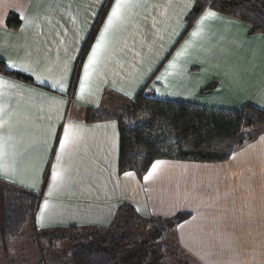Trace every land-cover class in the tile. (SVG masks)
I'll list each match as a JSON object with an SVG mask.
<instances>
[{
    "label": "crops",
    "instance_id": "1",
    "mask_svg": "<svg viewBox=\"0 0 264 264\" xmlns=\"http://www.w3.org/2000/svg\"><path fill=\"white\" fill-rule=\"evenodd\" d=\"M114 2L100 18L106 0H0V62H15L7 70L30 78L0 73V107L16 114L12 140L6 141L9 155L0 161L8 179L0 180L40 195L36 233L108 227L130 204L148 219L188 213L173 236L197 264H264V127L246 129L244 144L227 160L160 159L166 163L144 180L157 159L141 178L133 170L125 176L119 121L87 119L94 109L124 114L148 89L158 99L206 108L264 110V33L253 34L240 18L211 8L217 17L206 20L202 37L176 57L193 39L195 23L190 26L188 17L196 0H129L81 95L83 65ZM11 14L19 16L18 27L8 25ZM173 61L176 67L169 68ZM68 124L75 139L61 151ZM8 132L7 124L0 128ZM58 153L61 177L53 186ZM45 199L41 225L37 217Z\"/></svg>",
    "mask_w": 264,
    "mask_h": 264
},
{
    "label": "trees",
    "instance_id": "2",
    "mask_svg": "<svg viewBox=\"0 0 264 264\" xmlns=\"http://www.w3.org/2000/svg\"><path fill=\"white\" fill-rule=\"evenodd\" d=\"M112 0H106L103 14ZM213 8L238 17L251 26V33H264V0H196L188 17L190 26L202 12ZM20 18L11 14L7 23L18 27ZM95 36L93 31L80 56V62ZM79 64L73 78L75 87ZM0 73L30 81L21 73L7 70L0 62ZM117 119L120 126V171H135L141 178L155 159H178L215 162L227 160L233 151L244 144L246 129L264 127V110L246 105L240 111L206 108L180 101L158 99L152 89L142 91L131 102L124 116L101 109L88 110L87 119L96 121ZM40 195L0 180V245L8 249L9 241L18 238L29 226L34 227ZM123 217L125 227L130 221L139 223L136 236L129 235L117 225ZM189 217L179 213L171 218L140 217L134 207L124 204L108 227H78L36 233L54 239H72L67 264H170L166 254L167 235ZM153 227L145 234V229ZM125 229V228H124ZM70 230V234L61 233ZM177 241V239L175 238Z\"/></svg>",
    "mask_w": 264,
    "mask_h": 264
},
{
    "label": "snow or ice",
    "instance_id": "3",
    "mask_svg": "<svg viewBox=\"0 0 264 264\" xmlns=\"http://www.w3.org/2000/svg\"><path fill=\"white\" fill-rule=\"evenodd\" d=\"M130 6L129 0H115L114 3L111 4L110 12L107 14V19L103 24V30L100 31L99 38L96 40L95 44L91 48V53L87 57V63L83 65V77L80 79V94L82 95L86 88L89 85L90 77L92 74V71L94 67L97 65L100 53L101 51L106 47V36L109 33V30L113 28L115 23L117 21H122L124 19V12L123 10ZM217 13L213 11L211 8H208L207 10L203 11V14L199 16V19L195 21V28L190 33L191 38L186 40L184 42V45L182 46L181 50L176 53V57H180L185 49H187L190 45H192L195 42V38L202 37L203 34V25L206 20L209 18L217 17ZM6 67H17V64L15 62H9ZM176 64L175 61L170 62L169 68H175ZM24 71H29L30 69L28 67H24ZM39 79V77H37ZM157 79H163L162 76L158 77ZM0 82H3V77L0 76ZM57 84H53V87H56ZM60 87L63 88V84H60ZM130 95V94H129ZM16 114L6 112L2 107H0V128H3L6 124L9 129V132L7 136H5L3 133H0V161H3L5 156L9 155V153L6 152L7 143L6 141L12 140L11 135V129L13 127V118ZM113 128L114 134H115V123H112L110 125ZM74 126L71 124L65 125L63 128V138L59 140V146L61 151H63L70 142H72L75 139V134L73 131ZM12 157H15V152L11 153ZM166 162L160 159L155 160L152 164L150 169L147 171V174L143 177L144 180H149L153 178V176L157 173L158 169L161 165L165 164ZM61 164V155L58 153L56 155V163L52 166V181L53 186L55 185V182L58 178L61 177V172L58 171V168ZM8 169L5 167V165L0 162V176H3L5 179H8L7 176ZM134 173L131 172H125V176H132ZM15 182V181H13ZM23 181H21L22 183ZM51 192V188L49 190ZM48 200L45 199L43 206L40 208V214L37 217V222L41 225L44 221V214L45 209L48 208Z\"/></svg>",
    "mask_w": 264,
    "mask_h": 264
},
{
    "label": "rangeland",
    "instance_id": "4",
    "mask_svg": "<svg viewBox=\"0 0 264 264\" xmlns=\"http://www.w3.org/2000/svg\"><path fill=\"white\" fill-rule=\"evenodd\" d=\"M124 114H118L124 116ZM122 216L119 218L117 225L123 227L122 231H125L129 235L136 234L142 230L139 223L135 219L127 224H124ZM125 228V229H124ZM153 227L145 229L152 231ZM31 227H27L18 238H13L9 241L8 249L4 250L0 245V264H67L70 256V251L73 245V240L54 239L49 243V238L46 236H39L34 234ZM66 235H69L70 230L63 231ZM41 234V233H40ZM165 242L168 245L166 254L167 261L170 264H197L196 260L192 256L186 253L179 245V242L175 240L174 236L169 233Z\"/></svg>",
    "mask_w": 264,
    "mask_h": 264
}]
</instances>
